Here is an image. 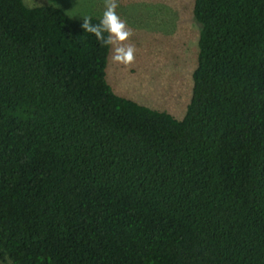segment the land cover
<instances>
[{"label":"trees","instance_id":"16d2710c","mask_svg":"<svg viewBox=\"0 0 264 264\" xmlns=\"http://www.w3.org/2000/svg\"><path fill=\"white\" fill-rule=\"evenodd\" d=\"M192 13L177 117L116 91L102 17L0 0L1 260L264 264V0Z\"/></svg>","mask_w":264,"mask_h":264},{"label":"rangeland","instance_id":"374dc122","mask_svg":"<svg viewBox=\"0 0 264 264\" xmlns=\"http://www.w3.org/2000/svg\"><path fill=\"white\" fill-rule=\"evenodd\" d=\"M29 5L54 4L74 18L102 17L104 0H25ZM193 0H118L117 14L133 35L131 66L114 63L111 46L107 77L116 91L147 105L182 117L190 99L197 62L200 22L192 13ZM0 264H12L10 259Z\"/></svg>","mask_w":264,"mask_h":264},{"label":"clouds","instance_id":"9594fccd","mask_svg":"<svg viewBox=\"0 0 264 264\" xmlns=\"http://www.w3.org/2000/svg\"><path fill=\"white\" fill-rule=\"evenodd\" d=\"M105 11L99 23L93 25L90 17L83 18L82 29L88 33L94 34L95 37L106 45H112L114 54L112 60L114 63H120L125 66H131L135 60V46L126 43L133 35L125 21L121 20L116 12L118 0H104ZM107 33V37H105Z\"/></svg>","mask_w":264,"mask_h":264}]
</instances>
